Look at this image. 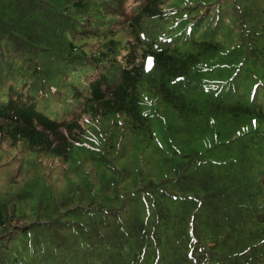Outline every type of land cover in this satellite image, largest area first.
<instances>
[{
    "label": "trees",
    "instance_id": "1",
    "mask_svg": "<svg viewBox=\"0 0 264 264\" xmlns=\"http://www.w3.org/2000/svg\"><path fill=\"white\" fill-rule=\"evenodd\" d=\"M229 1L227 6L225 0H0V143L8 142L0 144L4 172L0 175V264H141L149 239L164 251L155 230L148 231L157 222L150 220L148 225L147 216L138 222L142 235L90 253L87 242L102 241L106 225L122 227L121 217L128 211L139 214L155 206L159 216L162 198L195 203L194 194L168 184L192 175L186 170L187 162L206 159L200 152L193 156L180 151L170 158L173 162L166 154L163 160L159 155L158 163L147 154L152 138L142 112L147 92L159 93L160 100L178 115L204 111L209 116L227 115L229 120L240 116L251 119L256 135H264L257 119V94L260 90L264 102V84L256 81L260 78L254 72L248 92L240 95L236 90L229 100L206 98L208 105L201 108L188 95L198 88L208 92L226 85L237 88L234 80L242 70V59L215 62L218 52L223 53L216 29L227 9L241 11L238 23L226 30L236 39L232 44L244 59L264 66L262 28L255 21L242 20L241 5ZM113 23L120 26L111 27ZM86 39L99 44L89 49ZM224 64L231 67L225 79L209 74ZM68 67L81 82L71 94L75 102L69 115L53 120L42 110L46 91L57 93L45 72L62 73ZM248 105L256 108L254 113ZM112 126L121 130L117 140L109 134ZM125 132H130L128 141L144 140L137 152L121 140ZM87 154L93 157L95 169L87 167ZM182 154L184 162L178 158ZM23 158L29 160L19 173L14 168ZM134 159L146 166L140 169ZM62 175L80 190L70 195ZM201 185L207 190L206 184ZM201 204L184 227L175 225V242L165 249L168 261L259 264L251 250L264 247V208L244 213L249 225L243 236L246 246L226 249L224 243L212 251L213 243H207L211 239L199 235L195 222L200 210L214 213V208L210 200L202 208ZM212 221L225 225L222 218ZM179 241L183 250H171ZM118 250L112 262L111 255ZM160 257L157 254L153 264H161Z\"/></svg>",
    "mask_w": 264,
    "mask_h": 264
},
{
    "label": "rangeland",
    "instance_id": "2",
    "mask_svg": "<svg viewBox=\"0 0 264 264\" xmlns=\"http://www.w3.org/2000/svg\"><path fill=\"white\" fill-rule=\"evenodd\" d=\"M236 5H241L242 12L240 17L247 22H257V26L262 28L264 33V0H232ZM225 4L230 5L229 0H225ZM224 4V6H225ZM239 12H241L239 10ZM237 10L227 9L221 19L219 20V27L216 29V33L219 35L220 50L224 53H219L215 57V62L218 64L227 63L229 61H236L242 59V70L239 72V76L234 80V84L237 88L231 86L220 87L216 90L208 92L205 89H195L192 92H188V95H193L196 104L201 108L207 106L206 98L216 100H229L237 92L243 95L251 88L252 81L250 75L252 72L257 75L264 84V66L260 63H256L252 59H244L232 44L236 40L226 32L228 25H236L238 23L239 13ZM227 23V24H226ZM120 26L119 23L111 24V27ZM118 35V34H117ZM87 47L94 49L99 41L96 39H86ZM124 52V51H123ZM123 54V53H122ZM122 55H119L121 58ZM118 58V54H117ZM70 67V66H69ZM66 68L62 73L60 72H45V77L50 76L49 82L56 85L57 93L50 94L47 90L41 98L42 110L50 116L53 120H62L66 118L74 102L71 97L74 92V88L80 84L81 80L78 77L76 71L73 68ZM231 67L224 65H217L209 73L213 77L219 79H225ZM116 75L114 81L117 80ZM216 90V91H215ZM217 92V93H215ZM257 106L259 113L257 119L259 125L264 126V102L260 95V90L257 94ZM249 111L254 113V109L251 105H248ZM142 112L146 114L147 122H149L152 130V138L147 144V154L152 156L153 160L160 163V156L162 160L166 154L169 158V162H173L175 152L190 153L196 156L197 152H200L202 157L206 159L203 163L197 161H191L186 163V170L192 171V175L187 176L183 181L177 183H169L168 186L181 193H190L196 196L195 203L189 204L186 202H179L170 198L158 199L162 204V210L160 215L155 214V206L149 209L147 212L131 213L126 212L121 217L120 224L122 227H113L106 225L103 229L104 234L102 241L89 240L87 247L89 253L91 249L102 250L106 246L115 245L117 242H125L126 239L134 234L142 235L144 231L139 229V220L147 218L156 221V225L151 226V230H155V235L158 236V240L163 241L164 251L160 249L153 241L149 239L148 245L145 249V258L141 264H153V259L156 255H160L159 258L161 264H172L168 261L167 255H165V249L168 250L175 242L176 224H181L183 227L190 222V216L195 211L199 204L202 208L205 200L212 201L214 213L212 211L200 210L202 215H197L195 222V229L201 237H207L208 244H212V251L217 249V245L227 244V247H238L239 244L246 246L243 240V236L247 231L249 225L246 223L247 215L245 212H249V215L257 212H262L264 208V135L259 133L255 134L251 131V119L250 122L240 116L232 117L230 120L227 115H214L209 116L204 111L202 113L194 114L190 111L183 112L182 115H178L174 111L169 103L160 100V94L152 91L147 92L144 95L142 102ZM256 121H254L255 123ZM240 126V129H235ZM121 130L115 126H112L109 130V134L118 139ZM250 131L249 133H247ZM130 132H125L121 140L128 141ZM122 135V134H121ZM137 141L129 139L128 145L131 148V152H137L143 145ZM142 143V144H141ZM2 146L8 144L7 141L0 143ZM18 153V152H16ZM88 153V152H87ZM19 154V153H18ZM16 154L15 156H18ZM95 154V152H93ZM160 155V156H159ZM88 156L87 167L95 169V163H93V157ZM159 158V159H158ZM178 158L185 160V156L178 155ZM29 158H23L19 165L15 166V170L19 171ZM48 162H57L50 158L46 159ZM45 160V161H46ZM78 161V160H76ZM139 161L132 160L133 164H137ZM58 163V162H57ZM91 164V165H90ZM8 165L4 166L6 168ZM146 166L143 162H139L138 167L140 169ZM0 169V175L4 172ZM6 171V170H5ZM185 171V170H184ZM20 173V171H19ZM72 177V176H71ZM61 178L69 185V194L74 195L80 189L71 183V178L67 175H62ZM73 178V177H72ZM18 179V178H17ZM20 178L18 179V181ZM169 181H166V184ZM94 183V182H93ZM196 184V185H195ZM201 184H206L207 190L203 189ZM98 186V184H95ZM197 186V188H196ZM195 187V188H194ZM89 193L87 187L84 188ZM206 196V197H205ZM195 205V206H193ZM223 219L222 222L225 225L213 223V219L216 222ZM21 219V218H18ZM119 222V221H118ZM228 223H235L234 225ZM238 224V225H237ZM137 231V232H136ZM243 231V232H242ZM229 234L227 235V233ZM146 234L145 237H148ZM144 236V235H143ZM212 241V242H211ZM160 244V243H159ZM177 248L173 251L183 250L181 242L179 241ZM161 246V244H160ZM208 248V247H207ZM210 248V247H209ZM253 249V248H252ZM250 250L248 251V253ZM178 253V252H175ZM251 253L255 260L259 264H264V247L260 249L251 250ZM114 252L111 255L113 262L115 257L119 255ZM174 263H177L176 260ZM173 263V264H174ZM253 264V263H252Z\"/></svg>",
    "mask_w": 264,
    "mask_h": 264
},
{
    "label": "snow or ice",
    "instance_id": "3",
    "mask_svg": "<svg viewBox=\"0 0 264 264\" xmlns=\"http://www.w3.org/2000/svg\"><path fill=\"white\" fill-rule=\"evenodd\" d=\"M148 60L150 61L151 60V57H149Z\"/></svg>",
    "mask_w": 264,
    "mask_h": 264
}]
</instances>
